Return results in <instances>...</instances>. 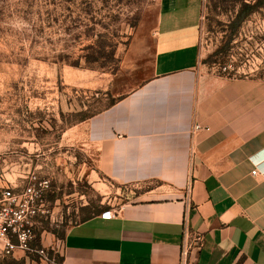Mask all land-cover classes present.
I'll list each match as a JSON object with an SVG mask.
<instances>
[{"label":"crops","instance_id":"obj_1","mask_svg":"<svg viewBox=\"0 0 264 264\" xmlns=\"http://www.w3.org/2000/svg\"><path fill=\"white\" fill-rule=\"evenodd\" d=\"M201 9L159 0L150 77L82 123L92 181L156 185L47 238L61 264H264V81L200 68Z\"/></svg>","mask_w":264,"mask_h":264},{"label":"rangeland","instance_id":"obj_2","mask_svg":"<svg viewBox=\"0 0 264 264\" xmlns=\"http://www.w3.org/2000/svg\"><path fill=\"white\" fill-rule=\"evenodd\" d=\"M256 1L263 6L227 45L241 4ZM201 5L200 68L264 81V0ZM158 6L159 0H0V175L17 184L31 173L47 178L46 199L55 200L41 223L49 230L37 229L46 258L0 255V264H55L52 231L62 235L85 214L116 209L156 185L92 181L96 156L81 125L150 77Z\"/></svg>","mask_w":264,"mask_h":264},{"label":"built area","instance_id":"obj_3","mask_svg":"<svg viewBox=\"0 0 264 264\" xmlns=\"http://www.w3.org/2000/svg\"><path fill=\"white\" fill-rule=\"evenodd\" d=\"M202 129L195 125L194 130ZM257 170L252 171L256 175ZM51 190L49 179L35 173L28 174L23 181L0 187V255L13 256L16 252L24 255L32 253L45 257L41 246H36L40 235L37 229L43 221L51 217L47 194ZM115 210H106L100 214L103 220L113 219ZM42 227V226H41ZM40 227V228H41ZM43 229V227H42ZM43 231H45L43 229ZM187 230L185 229V237ZM191 247L183 245L180 254V264H188V254Z\"/></svg>","mask_w":264,"mask_h":264},{"label":"trees","instance_id":"obj_4","mask_svg":"<svg viewBox=\"0 0 264 264\" xmlns=\"http://www.w3.org/2000/svg\"><path fill=\"white\" fill-rule=\"evenodd\" d=\"M262 6L263 5L262 4H259L257 1L254 2V3H243V4H241L240 8L238 9V11L236 12L235 16L233 17V19L230 21V23L228 25V28L230 29L231 34L227 38V43H226L227 45L232 41L233 34L240 28V26L244 22V20L248 16H250L251 14H253L254 12H256ZM222 51H223V49H222ZM99 210H107V208L101 206L99 208ZM82 211H85V209H82ZM88 216L89 215L85 214L84 217H82L81 222H83L86 219H88ZM44 230L47 231L49 229L48 228H45ZM52 233L55 236H57L58 238H62V236H63V234L60 235V234L56 233L55 231H52ZM35 245L36 246H40L39 239H38V241H37V243ZM48 254H49V256H51V252H49ZM62 259H63L62 257L57 256V260H56L55 264H61Z\"/></svg>","mask_w":264,"mask_h":264}]
</instances>
